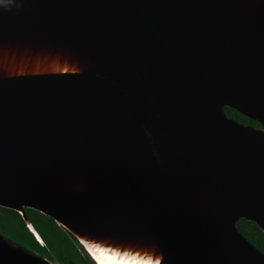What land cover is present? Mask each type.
<instances>
[{
    "label": "water",
    "instance_id": "water-1",
    "mask_svg": "<svg viewBox=\"0 0 264 264\" xmlns=\"http://www.w3.org/2000/svg\"><path fill=\"white\" fill-rule=\"evenodd\" d=\"M0 206L94 261L264 264V0H0ZM0 264L59 263L0 234Z\"/></svg>",
    "mask_w": 264,
    "mask_h": 264
},
{
    "label": "trees",
    "instance_id": "trees-1",
    "mask_svg": "<svg viewBox=\"0 0 264 264\" xmlns=\"http://www.w3.org/2000/svg\"><path fill=\"white\" fill-rule=\"evenodd\" d=\"M225 111L245 125L261 127V124L238 110L226 106ZM25 212L44 241L39 242L27 226L24 216L13 209L0 206V234L7 236L31 252L56 260L59 264H96L78 239L57 221L36 209L26 208ZM239 230L264 253V230L254 221L241 219Z\"/></svg>",
    "mask_w": 264,
    "mask_h": 264
},
{
    "label": "bare ground",
    "instance_id": "bare-ground-1",
    "mask_svg": "<svg viewBox=\"0 0 264 264\" xmlns=\"http://www.w3.org/2000/svg\"><path fill=\"white\" fill-rule=\"evenodd\" d=\"M38 237L41 239L40 235ZM41 240L43 242V239ZM84 243L95 257L96 264H156V261L153 259L130 252L119 251L100 242L84 239Z\"/></svg>",
    "mask_w": 264,
    "mask_h": 264
},
{
    "label": "rangeland",
    "instance_id": "rangeland-1",
    "mask_svg": "<svg viewBox=\"0 0 264 264\" xmlns=\"http://www.w3.org/2000/svg\"><path fill=\"white\" fill-rule=\"evenodd\" d=\"M66 229V228H65ZM10 239V238H9ZM12 240V239H11ZM43 243V245H44V241L42 242ZM27 250V249H26ZM31 252V251H30ZM32 253H34V252H32ZM37 254H39V255H41L39 252H36ZM42 256V255H41ZM42 257H44V256H42ZM44 258H47V257H44ZM48 260H50V261H52V262H54V263H59L58 261H56L55 259L54 260H51V259H49V258H47Z\"/></svg>",
    "mask_w": 264,
    "mask_h": 264
},
{
    "label": "clouds",
    "instance_id": "clouds-1",
    "mask_svg": "<svg viewBox=\"0 0 264 264\" xmlns=\"http://www.w3.org/2000/svg\"><path fill=\"white\" fill-rule=\"evenodd\" d=\"M38 240H39L40 243H42V240L41 239L38 238Z\"/></svg>",
    "mask_w": 264,
    "mask_h": 264
},
{
    "label": "flooded vegetation",
    "instance_id": "flooded-vegetation-1",
    "mask_svg": "<svg viewBox=\"0 0 264 264\" xmlns=\"http://www.w3.org/2000/svg\"><path fill=\"white\" fill-rule=\"evenodd\" d=\"M41 244H43V243H41Z\"/></svg>",
    "mask_w": 264,
    "mask_h": 264
}]
</instances>
